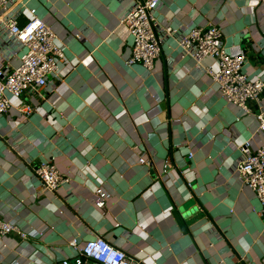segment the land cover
I'll return each instance as SVG.
<instances>
[{"label": "crops", "instance_id": "1", "mask_svg": "<svg viewBox=\"0 0 264 264\" xmlns=\"http://www.w3.org/2000/svg\"><path fill=\"white\" fill-rule=\"evenodd\" d=\"M133 1L17 0L20 23L35 10L66 59L46 90L22 96L33 111L25 121L13 97L0 117V218L28 235L0 241V264H76L70 241L100 237L143 264H264V219L235 171L239 147L264 143L255 120L264 93L243 116L203 71L218 62L198 65L178 48L191 29L218 25L227 51L244 53V71L264 81V0L164 1L159 26L176 34L163 37L151 72L127 64L132 37L120 18ZM0 52H15L18 65V45L2 30ZM46 160L70 177L58 192L34 178ZM180 204L186 232L171 214Z\"/></svg>", "mask_w": 264, "mask_h": 264}, {"label": "built area", "instance_id": "2", "mask_svg": "<svg viewBox=\"0 0 264 264\" xmlns=\"http://www.w3.org/2000/svg\"><path fill=\"white\" fill-rule=\"evenodd\" d=\"M164 1L166 0H134L120 18V23L128 28L132 37L128 66L141 67L151 72L161 57L163 37L176 34V30L170 25L159 26L157 15ZM17 4V0H0V30L7 33L13 44L18 45L19 57L18 65L13 66L9 61L16 53L8 52L4 55L0 52V117L10 112V97H13L20 101V123L33 112L31 107L21 101L24 93L46 90L49 78L57 73L58 62L64 61L66 57L64 49L57 44L54 31L37 16L35 10L30 11V18L25 24L20 23ZM178 48L183 56L192 58L198 65L208 58L215 59L218 69L214 71L206 68L203 71L216 82L221 97L228 105L238 108L243 116L254 114L253 105L261 101L264 81L252 79L244 71L247 63L244 53L233 55L227 51L223 44L222 27L212 24L208 28H193L179 38ZM255 120L259 132L264 135V113L255 114ZM239 151L241 159L235 171L256 197L258 207L254 209L255 213L263 216L264 143L255 147L251 141H247L239 147ZM193 154L189 153L190 160L193 159ZM137 160L139 164L153 166L142 155ZM169 167L168 161L164 164L163 175L170 172ZM34 178L44 192H58L70 180L69 175L64 174L51 160L36 166ZM188 186L192 187L190 183ZM96 194L95 205L103 208L107 193L100 188ZM13 233L21 239L28 238L19 225L0 218V241ZM69 245L74 252L76 264H81V256L95 264H143L141 260L127 255L101 237L85 243L74 238ZM62 264H71L70 259H64Z\"/></svg>", "mask_w": 264, "mask_h": 264}, {"label": "water", "instance_id": "3", "mask_svg": "<svg viewBox=\"0 0 264 264\" xmlns=\"http://www.w3.org/2000/svg\"><path fill=\"white\" fill-rule=\"evenodd\" d=\"M189 188H192V187H189ZM181 209L185 210V206L183 204H180V206L177 209L172 210L171 214L175 218L176 222L178 223V225L180 226L182 231L186 232L185 231V227L183 225V221H184L185 218H187V216L190 214V212H186V211L183 212ZM262 219H264V215L262 216ZM79 260L81 261V264H86L87 263V259L84 256H81L79 258Z\"/></svg>", "mask_w": 264, "mask_h": 264}]
</instances>
